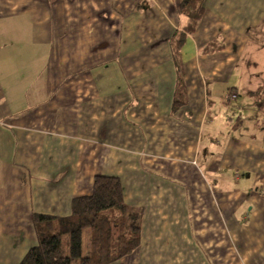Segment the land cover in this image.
I'll use <instances>...</instances> for the list:
<instances>
[{
    "label": "crops",
    "instance_id": "1",
    "mask_svg": "<svg viewBox=\"0 0 264 264\" xmlns=\"http://www.w3.org/2000/svg\"><path fill=\"white\" fill-rule=\"evenodd\" d=\"M182 1L0 0V264L37 244L33 215L69 217L98 175L142 215L141 246L116 264H264V136L234 135L242 100L236 124L213 109L260 93L236 71L264 0H206L181 90ZM216 38L225 49L204 55Z\"/></svg>",
    "mask_w": 264,
    "mask_h": 264
},
{
    "label": "trees",
    "instance_id": "2",
    "mask_svg": "<svg viewBox=\"0 0 264 264\" xmlns=\"http://www.w3.org/2000/svg\"><path fill=\"white\" fill-rule=\"evenodd\" d=\"M206 0H183L180 4L188 23L177 40L171 42L173 56L179 74V86L184 88L182 65L179 55L188 34L196 32L205 12ZM226 43L220 38L213 40L204 55L218 53ZM264 111V92L259 97ZM185 102L176 100L173 112ZM264 130V118L258 122ZM142 215L125 201L122 180L116 176L98 175L94 178L93 191L89 196L73 200L69 217L56 218L33 215L37 244L20 264H116L131 256L141 246ZM87 233L88 245H83ZM68 239V253H64V239Z\"/></svg>",
    "mask_w": 264,
    "mask_h": 264
},
{
    "label": "rangeland",
    "instance_id": "3",
    "mask_svg": "<svg viewBox=\"0 0 264 264\" xmlns=\"http://www.w3.org/2000/svg\"><path fill=\"white\" fill-rule=\"evenodd\" d=\"M259 38L257 41L251 40V43L249 44L248 52L245 54V56L241 59L239 63V68L237 69L236 73L241 70L240 68H248L252 71V80L255 83V86L253 88L257 89V92H264V24L262 27L258 29ZM252 63V64H251ZM261 86V88H260ZM250 90V91H253ZM253 92H248V90H243L238 92L236 95V99L242 100L241 106L243 107L244 111V122L242 125V129L237 131H234V135L240 134L247 140H253L254 142L262 143V138L264 136L263 130L257 129L255 127V123L257 120L262 121L264 118V111L260 107V93L257 95H253ZM235 100L232 101H223L222 99L219 102H216L213 104V109H217V107H220V115H224L225 113H229L230 111H237V114L234 115L235 123H237L242 111L240 112L237 110L238 103ZM218 103V104H217ZM220 104V106H219ZM236 108V109H235ZM242 118V117H241ZM230 134V133H229ZM227 134V135H229ZM232 171H225L221 170L220 174L223 175L224 181L227 182V184H233L235 183V176L234 173H231ZM243 174L242 182L248 181V176L246 172H241ZM83 245L86 247L88 245V237L87 233H84V239H83ZM64 253H68V239H64ZM76 264V263H75Z\"/></svg>",
    "mask_w": 264,
    "mask_h": 264
},
{
    "label": "built area",
    "instance_id": "4",
    "mask_svg": "<svg viewBox=\"0 0 264 264\" xmlns=\"http://www.w3.org/2000/svg\"><path fill=\"white\" fill-rule=\"evenodd\" d=\"M236 99V95L234 94H230L228 97H227V101H232V100H235Z\"/></svg>",
    "mask_w": 264,
    "mask_h": 264
}]
</instances>
